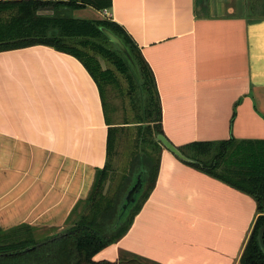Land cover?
Listing matches in <instances>:
<instances>
[{"label":"crops","instance_id":"crops-1","mask_svg":"<svg viewBox=\"0 0 264 264\" xmlns=\"http://www.w3.org/2000/svg\"><path fill=\"white\" fill-rule=\"evenodd\" d=\"M73 13L131 38L174 146L264 141V0H111ZM108 129L100 90L77 58L47 46L0 53V229L62 230L106 165ZM256 218L255 199L164 148L131 228L94 260L240 264Z\"/></svg>","mask_w":264,"mask_h":264},{"label":"trees","instance_id":"trees-1","mask_svg":"<svg viewBox=\"0 0 264 264\" xmlns=\"http://www.w3.org/2000/svg\"><path fill=\"white\" fill-rule=\"evenodd\" d=\"M86 5L104 10L110 8L111 0L0 1V53L47 46L77 58L100 90L109 126L106 165L96 171L88 197L76 204L67 219V227L42 239H35L33 231L37 228L28 225L8 231L0 229L6 239L14 238L13 243L0 244V264H109L98 263L94 258L127 234L156 185L163 151L157 136L165 133L154 76L140 50L120 26L110 21L79 20L68 14ZM102 28L122 39L136 68L110 42ZM102 62L108 68L104 69ZM111 67L128 85L132 120L121 124L111 123L104 98V89L118 83ZM121 136L128 139L124 150L128 160L120 169L112 163V158ZM179 150L196 163L179 160L255 199L257 218L240 264H264L259 245V234L264 228V141L199 142ZM141 168L146 171L142 195L124 223L113 230L119 206ZM115 264L153 263L136 255L121 254Z\"/></svg>","mask_w":264,"mask_h":264},{"label":"rangeland","instance_id":"rangeland-1","mask_svg":"<svg viewBox=\"0 0 264 264\" xmlns=\"http://www.w3.org/2000/svg\"><path fill=\"white\" fill-rule=\"evenodd\" d=\"M48 13L51 14L52 12L49 11ZM68 14L75 17V14L73 13V11H68ZM102 66L104 69L108 68V65H106L104 62H102ZM111 69L114 70L118 83L114 86L106 87V89H104V92H105L104 98L106 102L108 103V116L110 117L111 123L121 124L124 121L132 120L130 107H129V101L127 97L128 85H127L126 79L123 76H121L120 73L116 72L113 67H111ZM127 140L128 139L126 137L121 136V138L119 139L118 148L115 147L114 149L115 155H114V158H112V163H114L120 169L126 166L127 160H128L127 154L124 152L126 146L128 145ZM163 151H164V148H163ZM62 230H59L58 228L57 229H51V228L34 229L33 235L35 236V239H42L44 237L51 236L54 232H60ZM9 238L10 239L8 238L6 239V236H4L0 232V244L2 243L4 244L5 241L6 243H13L14 238L12 236H10ZM125 260H129V258H126Z\"/></svg>","mask_w":264,"mask_h":264},{"label":"water","instance_id":"water-1","mask_svg":"<svg viewBox=\"0 0 264 264\" xmlns=\"http://www.w3.org/2000/svg\"><path fill=\"white\" fill-rule=\"evenodd\" d=\"M102 32L107 36V38L110 40L111 43H113L128 59L130 64L136 68L135 62L131 56V53L127 46L124 44L121 38H119L116 34H114L111 30L102 28ZM157 141L162 144L163 148L171 152L173 155H175L177 158L188 162V163H196V161L189 159L187 156H185L179 148L174 146L165 135H158ZM146 171L141 168L140 171H138V174L134 177V180L129 187L127 193L125 194L121 205L119 206L118 213L116 216V221L113 224V230H116L119 228L124 221L129 216L131 210L134 208V206L137 204L139 197L142 195L143 189L146 184L145 175ZM263 233L264 228L261 230L259 234V245L260 249L264 254V244H263Z\"/></svg>","mask_w":264,"mask_h":264}]
</instances>
